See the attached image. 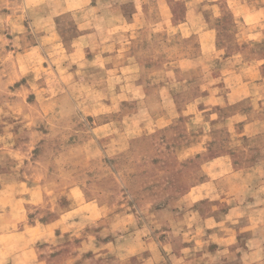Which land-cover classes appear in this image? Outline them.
I'll return each instance as SVG.
<instances>
[{
  "label": "rangeland",
  "instance_id": "374dc122",
  "mask_svg": "<svg viewBox=\"0 0 264 264\" xmlns=\"http://www.w3.org/2000/svg\"><path fill=\"white\" fill-rule=\"evenodd\" d=\"M28 245L264 264V0H0V264Z\"/></svg>",
  "mask_w": 264,
  "mask_h": 264
},
{
  "label": "crops",
  "instance_id": "0c3cea01",
  "mask_svg": "<svg viewBox=\"0 0 264 264\" xmlns=\"http://www.w3.org/2000/svg\"><path fill=\"white\" fill-rule=\"evenodd\" d=\"M84 195H85V193H69V198L71 199L72 196H75V197L77 196V198H78V197L84 196ZM75 209L83 210V211L89 209L91 211V215L90 214H88L87 216L84 215V218H88L89 220H96L98 218L97 215L101 211L100 208H99V206L96 205V204H94L93 202H84L83 206H82V204L75 205V207L73 209L68 210L69 212H67L66 214L73 213V210H75ZM58 222H59V220H57L55 222L54 229H53V233L51 235H49V237H52L53 236V238H51L50 241L46 240V242H48L47 244H48V248L49 249H52L51 246L56 241V238L57 237H56V231L55 230L60 229V223H58ZM31 229H32L31 231H34L36 228L35 227H32ZM61 230L64 231V232L71 231V225H69L67 223L66 225H64L61 228ZM93 240H94L93 238H90V239H87V240H85V239L82 238L78 242V247L77 248L80 251V253L77 255L78 258L81 257V254H84L86 252V251H82L81 250V246H84L87 243H90V245H92ZM100 249L101 248H99L98 246H96V244H93V246H90V251L89 252H95L96 250L98 251ZM50 252H51V254L49 255V259H50V256L52 258L54 256L61 255L59 252L58 253H54L55 251H53V250H51ZM22 253L23 254H26L27 256H29V258L27 256L22 258L20 255L18 256L19 253H17V254H14L13 255V257L11 259L12 262H10L11 260L9 259V262H7V260H4L1 264H4V263H6V264H30L31 263V260H33V261L36 262V261H38V258H39V260H41L39 262H42L43 261L42 264L49 263L48 258H41V256H40L41 253H39V249H37L36 246H34V248L29 247V245L28 246H25L22 249ZM72 257H73V254L69 258H72Z\"/></svg>",
  "mask_w": 264,
  "mask_h": 264
}]
</instances>
